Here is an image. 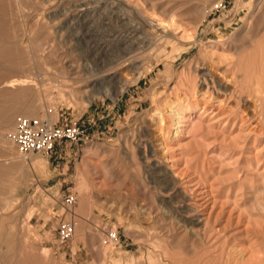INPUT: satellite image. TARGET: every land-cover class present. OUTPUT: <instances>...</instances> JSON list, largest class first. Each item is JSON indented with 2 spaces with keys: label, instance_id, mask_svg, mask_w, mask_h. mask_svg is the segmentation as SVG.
<instances>
[{
  "label": "rangeland",
  "instance_id": "1",
  "mask_svg": "<svg viewBox=\"0 0 264 264\" xmlns=\"http://www.w3.org/2000/svg\"><path fill=\"white\" fill-rule=\"evenodd\" d=\"M216 1H0L1 48L31 65L36 42L73 53L95 34L60 89L28 84L39 117L20 90L2 117L0 89V264H264V0ZM17 116L75 123L84 142L19 158L1 141Z\"/></svg>",
  "mask_w": 264,
  "mask_h": 264
},
{
  "label": "bare ground",
  "instance_id": "2",
  "mask_svg": "<svg viewBox=\"0 0 264 264\" xmlns=\"http://www.w3.org/2000/svg\"><path fill=\"white\" fill-rule=\"evenodd\" d=\"M0 5H1V2H0ZM82 15L85 16L86 14H84V13L82 14L79 12L77 13L78 17H80ZM169 23H174L173 19H171ZM94 35L95 34H93V32L90 31L89 29H84V31L81 32L80 35H78V37H76V40L74 41V42H76L75 43L76 45H73L71 48L73 50V53H75V54H73L72 52H59L60 50L58 49L59 51H57V49H56V48H58V46L56 47L54 45L56 47L55 48V47H53L51 42H50L51 45H49L50 43L48 41L36 42L34 44V46H32L33 64L31 65L28 63V61H26L24 54H21L20 57H18V56L15 57L14 54L9 52L8 48H7V50L1 48V42L2 41H1V26H0V77L1 76L5 77V79L7 80L8 76H12L11 80H9L3 84H1V82H0V89L1 90H3L4 92L9 91V90L12 91L11 96L5 97L6 101L9 103V107H6V106L1 107V109L4 108L3 109L4 112L2 113L1 116L6 117V116H8L9 112L14 111L15 105L18 101L15 97L16 96L15 92L20 90L19 98L21 97V101H22L20 114H23L26 116L35 115V116L39 117V111H41V109L43 108L42 102H40L39 99L38 100L25 101V95L27 92L28 84L33 83L35 81V78H36L37 82L34 84L36 87H38L37 93L41 94L42 96H43L44 92L46 93L48 91L47 89L50 88L51 86H53L54 88L60 89V87H62V85H63L61 78H65L68 81V78L70 76L74 77L78 74L79 69L81 67V65L79 64V61L84 59V58L82 59L81 55L78 52H80L79 50H81L83 48L89 47L90 43H92V45H93L92 40L94 38ZM142 43H143V41H140L138 44H142ZM22 44H25V43L23 42ZM53 44H55V43H53ZM68 44H69V41H68ZM64 50H66V49H64ZM18 75H23V81L20 85L13 78V77L18 76ZM182 115H183L182 113H178L177 118L182 119L183 118ZM23 117H25V116H23ZM39 120H41V119H39ZM9 132H7V133H9ZM7 133H5L1 138V141L3 143H8L5 140V136ZM25 158H27V157H25ZM73 234H74V232H73ZM72 237H73V235H72ZM189 248H190V246L187 249H189ZM199 259H201V258H199ZM202 259H204V258H202ZM198 262L192 263V264H198ZM201 262H203V261H201Z\"/></svg>",
  "mask_w": 264,
  "mask_h": 264
},
{
  "label": "built area",
  "instance_id": "3",
  "mask_svg": "<svg viewBox=\"0 0 264 264\" xmlns=\"http://www.w3.org/2000/svg\"><path fill=\"white\" fill-rule=\"evenodd\" d=\"M226 10L224 0H217L209 9L210 13ZM83 130L75 123L49 124L45 120L17 116L14 119L13 129L6 134L5 140L10 143L19 158L31 155L49 156L56 146L62 143L78 145L84 142ZM76 203L73 193L67 192L61 198L64 207H72ZM74 232V223L61 220L55 228L58 245H65ZM100 245L107 248H119L120 236L118 229L104 226L100 230Z\"/></svg>",
  "mask_w": 264,
  "mask_h": 264
}]
</instances>
